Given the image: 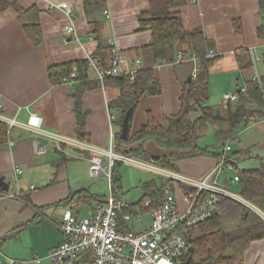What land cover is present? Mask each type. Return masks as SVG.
<instances>
[{
	"label": "crops",
	"instance_id": "0c3cea01",
	"mask_svg": "<svg viewBox=\"0 0 264 264\" xmlns=\"http://www.w3.org/2000/svg\"><path fill=\"white\" fill-rule=\"evenodd\" d=\"M4 1L16 3L22 9L36 8L39 11L42 44L35 47L27 38L13 8L0 11L1 112L5 117L25 123L27 108L39 117L41 130L70 140L76 139L74 96L80 91L79 83L51 85L48 68L84 62L97 49L98 42L103 47L116 50L127 61L141 58L137 50L150 44L151 34L148 30L140 29L139 16L145 12L158 11L163 3L162 0H106L105 8L95 13L90 22L85 17L82 0ZM60 3L68 4L72 10L70 18L75 35L70 36L64 30L70 20L62 10L54 7ZM103 11L108 12V19ZM179 13L183 29L202 31L208 43L207 52L213 51L214 56L219 58L208 71L209 98L212 80H219L222 84L217 91L222 97L226 93L244 94L247 81H256L263 88L260 80L264 81V11L259 9L258 0H190ZM94 30L98 32L97 41ZM131 66L133 67L132 63ZM197 67V61L189 59L154 67L161 93L157 96L144 95L138 101L132 113L129 134L136 133L146 123L148 114L158 124L176 114L180 109L182 88ZM83 71L85 78L91 80L86 74L85 66ZM118 95V89L103 85L81 93V110L86 113L85 144L102 150L109 148L110 131L116 134L118 127L115 125V115V121H109L108 104ZM226 105L228 104L223 101L222 107L225 108ZM249 109L264 112V103L262 106L252 103ZM221 126H224L223 129L227 127L224 123L217 127L222 128ZM7 133V143L0 146V180L4 187H8L4 190L0 186V239L11 235L6 241L11 240L18 237L20 231L29 233L33 238L30 247L21 253L19 249L15 255L25 254L24 259L30 256L31 261L35 257L42 259L41 264H51L45 257L50 249L63 241L57 226L65 211L70 210L81 217L78 208L85 205L89 207V215L91 210L105 203L110 196L118 198L121 195L114 192L111 186L107 197L93 195L89 189L70 181L68 166L75 163L73 161H79L89 168L91 153L71 145H62L61 149L49 146L46 153L39 157L42 162H35L39 158L33 156L32 135L19 127L11 128ZM39 143L45 144L43 140ZM232 143L228 144L231 148L228 152L230 155L234 152L249 154V157L240 159L238 168H259L264 163V118L251 121L240 129ZM114 146L116 148V142ZM137 146L121 145L119 151ZM162 155L160 150L159 156ZM230 155L226 153L225 157L232 163ZM214 164V157L201 156L177 162L176 171L181 174L182 170L184 175L202 178ZM16 169L23 173L16 177ZM226 171L233 169L220 174L219 181L222 184L227 181L229 188V180L234 174L227 177ZM25 172L28 175L24 177ZM41 172L44 179L38 175ZM32 180H39L40 191L36 190ZM11 181L15 183V190L21 191L19 198L5 197L15 193L9 192ZM30 186L35 188L29 190ZM81 191L90 200L78 201ZM176 191L182 198V192L179 189ZM20 197H26L27 201ZM143 214L150 217L149 212ZM150 219L144 229H141L142 226L138 230L147 229ZM122 226L124 229H131L127 223L122 222L120 228ZM7 254L14 260L11 253ZM244 264H264V238L250 244Z\"/></svg>",
	"mask_w": 264,
	"mask_h": 264
},
{
	"label": "trees",
	"instance_id": "16d2710c",
	"mask_svg": "<svg viewBox=\"0 0 264 264\" xmlns=\"http://www.w3.org/2000/svg\"><path fill=\"white\" fill-rule=\"evenodd\" d=\"M162 7L156 12L150 11L139 16V27L141 30H148L151 34V42L146 47L137 50L140 53L142 66L138 70L134 80L128 77H108L103 81V86L113 87L119 90L116 99L108 104L111 116L117 117L115 125L118 132L115 134L116 152L130 156L136 160L151 162L163 169L176 171V163L201 156H211L215 159L222 157L223 149L229 143L236 140L240 129L251 121L264 118V112L257 109H249L252 103L262 106L264 103V86L260 87L256 81H247L245 93H238V99L233 104L220 106V110L209 104L208 80L209 69L218 61V57L207 56L208 43L202 31H185L179 12L190 0H162ZM85 17L91 22L95 13L101 12L106 6V0H82ZM259 9L264 11V0H258ZM13 8L17 14L18 21L23 25L27 38L35 47L42 44V35L38 24L39 11L36 8L22 9L16 3L9 4L0 0V11ZM94 26L95 22H92ZM237 32V31H236ZM95 40L99 37L94 30ZM112 48L103 47L98 42V47L90 56L96 59L103 68L110 58ZM178 53L182 59L194 56L197 59L198 71L190 83H185L179 98V111L169 118H165L162 124H158L151 117L147 116L146 123L134 134L128 135L125 141L119 139L122 120L129 109L136 108L138 101L144 96H157L161 93V85L154 75V67L163 64L176 63ZM240 61V60H239ZM85 62L65 63L48 68V78L51 85L63 84L64 79H69L75 71L77 76L73 82L79 83V92L74 96V111L76 117V140L87 141L85 132L86 113L81 110V93L86 90L95 89L101 84L96 80L85 78L83 67ZM264 64V58H263ZM197 114L195 119L191 116ZM115 121V119H114ZM113 121V122H114ZM225 124L226 129L217 127L218 124ZM210 125L215 126L214 139L216 146L213 149H201L198 146L199 139L206 133ZM7 126L0 123V146L8 141ZM154 142L162 151L160 157H152L145 149L144 144ZM136 148L119 151L121 145ZM217 150V151H215ZM249 157V154L234 152L229 158L225 157L227 163L233 167L234 176L238 178L236 185L239 188L240 196L248 203L258 208L264 215V163L257 169H240L237 164L240 159ZM120 162H115L111 170L110 186L114 192L120 194L118 188ZM233 176V177H234ZM171 186L170 181L161 183H146L143 185L144 198L137 203L140 213H147L154 207V200L161 197L166 186ZM179 189L186 194H192L191 190L182 185ZM78 201H88L90 197L82 195ZM27 201L26 197H20ZM145 200L152 202L151 207H144ZM132 204L128 213L136 214ZM218 211L209 220L197 225L190 230L191 252L186 259L189 264H244V255L253 241L264 238V220L253 213L244 205L227 198H220L217 202ZM255 214L258 220L246 226L236 228L232 232H221V224L225 219L239 218L247 223ZM120 227L122 225L119 219ZM120 229H124L123 226ZM202 230L201 236L193 237L196 230ZM8 235L0 239V246L10 238Z\"/></svg>",
	"mask_w": 264,
	"mask_h": 264
},
{
	"label": "built area",
	"instance_id": "2783aa9c",
	"mask_svg": "<svg viewBox=\"0 0 264 264\" xmlns=\"http://www.w3.org/2000/svg\"><path fill=\"white\" fill-rule=\"evenodd\" d=\"M54 7L62 10L70 20V23L64 27L66 33L70 36L75 35L70 18L72 10L68 4L60 3ZM103 13L108 19V12L103 11ZM75 41L78 39L75 38ZM207 53L209 57L214 56L213 51ZM185 59L197 61L194 56ZM85 60L86 74L91 80H96L101 85L108 77L126 76L129 80H134L142 66L140 58L127 61L114 49L111 51L105 68L90 56ZM182 61L184 58L182 59L181 54L178 53L176 63ZM197 71L198 67L193 70L192 79L196 77ZM76 76L74 71L69 79L63 80V84H72ZM237 97L238 94L226 93L222 100L226 104H233L237 101ZM1 109L0 106V123L5 124L7 130L19 127L32 135V152L37 158L43 156L49 146L61 149L62 145H71L91 153L89 174L93 178L104 176L110 181L114 163L120 162L148 170L171 182V186L164 188L162 196L154 200V207L150 211L149 226L143 231L120 229L119 219L126 223L133 217L127 212L131 204H128L121 196L118 198L110 196L105 203H101L91 210L87 217H79L70 210L65 211L57 226L63 241L50 249L45 257L51 264H182L191 247L190 230L211 219L217 213V202L220 198L240 203L251 211L253 210L264 220V215L261 212L254 209L241 196L229 191L226 185L227 181L224 184L219 181L220 174H223L225 170L233 169L232 165L225 160V154L231 150L229 145L224 147V154L215 159L213 168L207 174L202 178H193L163 169L151 162L136 160L130 156L116 153L115 134L112 131L109 134V148L102 150L76 139L70 140L61 135L41 130L39 117L28 111L27 108L28 116L25 123H19L15 118L5 117ZM109 121L113 123L114 117L110 115ZM38 140H43L45 144L39 143ZM14 173L17 177L22 174V170L16 169ZM237 181L238 178L234 176L229 180V184H236ZM179 185L191 190L192 194L183 193L179 189ZM175 189L182 192V207L174 197ZM30 190H33V187H30ZM20 194V189H17L13 195L7 194L5 197L14 199ZM151 204L150 200H145L142 205L151 207ZM252 207L253 209H251ZM135 212L134 217L139 218L138 208ZM137 222L140 224L141 220L138 219ZM15 263V260L0 258V264ZM33 264H41V260L36 258L33 260Z\"/></svg>",
	"mask_w": 264,
	"mask_h": 264
},
{
	"label": "rangeland",
	"instance_id": "374dc122",
	"mask_svg": "<svg viewBox=\"0 0 264 264\" xmlns=\"http://www.w3.org/2000/svg\"><path fill=\"white\" fill-rule=\"evenodd\" d=\"M260 83H261V85L264 86L263 80H260ZM221 85L222 84L220 83L219 80L218 81H214V80L211 81V94H210L211 96H210L209 104L216 106V108H218V110H220V106L223 103L222 95L220 96L219 92H217L220 89L219 87H221ZM232 92H234V89L232 90ZM196 117H197V114H193L191 116L192 119H195ZM214 127L215 126L210 125L208 130L206 131V133L199 139V141H198L199 148H201V149H206V148L213 149L216 146L215 139H214V132H213ZM221 127H222V129L224 128V126H221ZM38 141L40 142V140H38ZM145 144H144V149L146 151H148L152 157L153 156L160 157L159 156L160 150L154 142H147V144L146 145ZM233 144L234 143H232V145ZM124 146H126V145H124ZM215 151H217V150H215ZM227 155H230V153L227 152ZM35 158L37 159V157H35ZM36 161L40 162L41 159L39 158L38 160H35V162ZM73 162H75V163L68 166V174H69L70 181H72L75 184H79L80 187H84L85 189H89V192L93 195H103V196L107 197L110 194V185H109V179L108 178H106L104 176L93 178L89 174L88 165H83L79 161H73ZM169 171H171V170H169ZM171 172L178 173L177 171H171ZM22 173H23V171H22ZM182 173H183V171L181 170V174ZM118 174H119V181H118L119 186H118V188L120 189L119 193L128 204H131V205L134 204L133 205L134 211H136V208H138L136 204L139 203L144 198V194H145V191L143 190L144 184L153 182L157 186H160L161 183L166 182V180L163 179L162 177H160L159 175H157L153 172H150L148 170H144V169L137 167L135 165H131L129 163H121V165L118 168ZM233 174H234L233 171H226L225 175H227V177H232ZM27 175H28V173H26V172L23 174L24 177ZM38 175H40V177L44 179L43 172L38 173ZM221 181H223V176L221 177ZM31 182L35 184L36 190L40 191L41 184H39V180H32ZM228 189L230 192L240 196L239 188L236 184H231V186H229ZM16 190H15V183L11 181L9 192L13 193V192H16ZM29 190H30V188H29ZM174 197L177 200L179 206L182 207L183 206L182 198H180L178 191H176V189L174 192ZM18 198H19V196H18ZM250 205H252V204L250 203ZM252 206L254 207V209H257V211L261 212L254 205H252ZM253 207L251 209H253ZM78 210H79L81 217H87L88 216V213H89L88 212L89 211L88 206L81 205L78 208ZM252 212L255 213L253 210H252ZM139 214H140L139 218H136L133 216L129 221L126 222L127 225H129V227L131 228V230H133L135 232L140 231L138 229H140L142 226L143 227L141 229H144V226L148 223V221L150 219L149 216L144 215V214L142 215V213H140V211H139ZM255 214L252 215V217L250 218V221L247 223L241 221L239 218H235V219H228L227 218V219L223 220V222L221 224V232H223V233L232 232L236 228L246 226L249 223L258 220L256 218L257 216ZM138 219L141 220V224H139L137 222ZM18 230L20 231V229H18ZM27 232H29V231H27ZM201 232H202V230L198 229V230L194 231L192 236L193 237L201 236ZM18 237H20V238L18 239ZM18 237H15L11 240H8L2 246H0V258L2 260L4 259V257L6 259H8V257L10 258V256H8V254H7V252H9L12 254L14 260L16 261V264H33V261L30 260L31 259L30 256H28V258L24 259L25 254L15 255V254H17L19 249H21L19 251L20 253L26 252V249H27V247H30L33 238L29 235V233L21 232V231H20ZM245 255H246V253H245ZM245 255H244V259H245ZM34 259H36V258L34 257ZM40 260L42 262V259H40Z\"/></svg>",
	"mask_w": 264,
	"mask_h": 264
},
{
	"label": "water",
	"instance_id": "95a60500",
	"mask_svg": "<svg viewBox=\"0 0 264 264\" xmlns=\"http://www.w3.org/2000/svg\"><path fill=\"white\" fill-rule=\"evenodd\" d=\"M191 81V77H189L187 79V83H190ZM132 113H133V109H129L123 120H122V123H121V126H120V134H119V139L121 141H125L129 135V131H130V123H131V117H132ZM0 186L4 189V190H7V186L5 185L4 187V183L0 180ZM189 252H191V247L189 249ZM182 264H189V259H187L184 263Z\"/></svg>",
	"mask_w": 264,
	"mask_h": 264
}]
</instances>
